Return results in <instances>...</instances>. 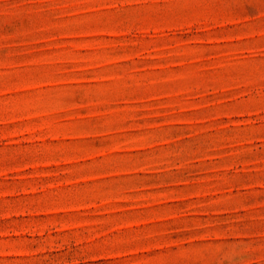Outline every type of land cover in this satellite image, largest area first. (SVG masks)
Instances as JSON below:
<instances>
[{"label": "rangeland", "instance_id": "obj_1", "mask_svg": "<svg viewBox=\"0 0 264 264\" xmlns=\"http://www.w3.org/2000/svg\"><path fill=\"white\" fill-rule=\"evenodd\" d=\"M0 264H264V0H0Z\"/></svg>", "mask_w": 264, "mask_h": 264}]
</instances>
